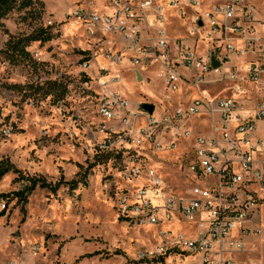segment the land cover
Returning <instances> with one entry per match:
<instances>
[{"label":"built area","instance_id":"1","mask_svg":"<svg viewBox=\"0 0 264 264\" xmlns=\"http://www.w3.org/2000/svg\"><path fill=\"white\" fill-rule=\"evenodd\" d=\"M61 20L81 26L72 41L84 47L81 86L97 103L94 146L101 155L132 156L119 173L128 187L118 218L158 231L160 244L134 260L255 264L247 260L264 209V15L245 0H77ZM176 24L184 37H170ZM144 72L156 73L173 95L168 103L190 104L172 115L152 105L149 114L142 106L150 104H133L114 88L129 73L144 83ZM217 86V96L204 91ZM194 119L207 130L187 128ZM180 139L189 140L183 174L194 186L176 195L136 154L145 146L175 150ZM178 221L185 232L163 228Z\"/></svg>","mask_w":264,"mask_h":264},{"label":"rangeland","instance_id":"2","mask_svg":"<svg viewBox=\"0 0 264 264\" xmlns=\"http://www.w3.org/2000/svg\"><path fill=\"white\" fill-rule=\"evenodd\" d=\"M245 1L264 15V0ZM38 3L32 13L15 11L0 24V162L20 172L0 180V264H180L172 255L162 263L134 260L137 252L158 246L160 239L156 228H137L118 218V198L128 187L119 173L132 156L101 155L94 146L100 122L97 103L81 86L84 47L78 39L72 41L81 34V26L61 24L77 0ZM48 21L56 25L50 28ZM41 29L54 39L29 42L28 56L22 55L19 50L26 39ZM182 33L180 24L170 26L171 38H182ZM7 43L16 51H9ZM143 76L141 84L132 73L121 75L114 88L133 104L153 105L159 114L172 115L190 104L189 98L168 103L173 95L156 73ZM221 90L222 86L204 89L210 97ZM207 124L194 119L187 128L200 133ZM188 145L189 140L180 139L175 150L162 153L145 146L136 160L180 195L194 186L183 174ZM20 175L40 177L57 189L36 186L21 200L14 195L24 184ZM258 218L261 236L247 261L264 264V209ZM163 228L181 233L187 226L178 221Z\"/></svg>","mask_w":264,"mask_h":264},{"label":"trees","instance_id":"3","mask_svg":"<svg viewBox=\"0 0 264 264\" xmlns=\"http://www.w3.org/2000/svg\"><path fill=\"white\" fill-rule=\"evenodd\" d=\"M38 2L39 0H0V24L3 19H5L8 15L15 11H26L32 13L35 10V5L39 4ZM35 35L26 39V43L21 46L19 52L22 55L28 56V53L25 51V49L26 47H28L29 42H47L54 38L49 31L43 29H41L39 33ZM7 45L9 51H16V47H13L10 43H7ZM10 170L17 172L12 165H5L0 163V178ZM29 183L30 185L18 194V196H22L23 200L26 199V196H28L35 189L36 186H39V188L41 189L51 190L53 192L57 189V187H50L45 180L41 182L36 179H29ZM73 185L75 186L76 182L73 183ZM1 196L5 197L6 195Z\"/></svg>","mask_w":264,"mask_h":264},{"label":"flooded vegetation","instance_id":"4","mask_svg":"<svg viewBox=\"0 0 264 264\" xmlns=\"http://www.w3.org/2000/svg\"><path fill=\"white\" fill-rule=\"evenodd\" d=\"M9 16V15H8ZM7 16V17H8ZM6 17V18H7ZM5 18V19H6ZM4 20V19H3ZM2 20V21H3ZM52 39H54V38H52ZM51 39V40H52ZM50 40V41H51ZM47 42H49V41H47ZM40 43H46V42H40ZM16 65H17V62L15 63ZM1 164H5V165H8V164H10V163H8L7 161L6 162H0ZM10 165H12V164H10ZM13 166V165H12ZM14 167V166H13ZM14 169H15V167H14ZM17 172H14V171H12V170H10L9 172H7L6 174H8V173H14V174H20V172L17 170V169H15ZM6 174H4L3 176H5ZM2 176V177H3ZM2 177L0 178V180L2 179ZM29 179H36V180H39V181H44V179H42V178H26V177H22V175H20V177L18 178V180H21V181H23L24 182V184L22 185L23 187L17 192V193H14V195L16 196V197H18L19 199H21V200H23L22 199V196H18V194L21 192V191H23L27 186H29L30 185V183H29Z\"/></svg>","mask_w":264,"mask_h":264},{"label":"water","instance_id":"5","mask_svg":"<svg viewBox=\"0 0 264 264\" xmlns=\"http://www.w3.org/2000/svg\"><path fill=\"white\" fill-rule=\"evenodd\" d=\"M143 110H145L146 112H148L149 114L152 112V105H143L142 106Z\"/></svg>","mask_w":264,"mask_h":264},{"label":"crops","instance_id":"6","mask_svg":"<svg viewBox=\"0 0 264 264\" xmlns=\"http://www.w3.org/2000/svg\"><path fill=\"white\" fill-rule=\"evenodd\" d=\"M120 80V79H119ZM159 263H162L163 262V260H160V261H158Z\"/></svg>","mask_w":264,"mask_h":264},{"label":"bare ground","instance_id":"7","mask_svg":"<svg viewBox=\"0 0 264 264\" xmlns=\"http://www.w3.org/2000/svg\"><path fill=\"white\" fill-rule=\"evenodd\" d=\"M65 32H66V30H65Z\"/></svg>","mask_w":264,"mask_h":264}]
</instances>
